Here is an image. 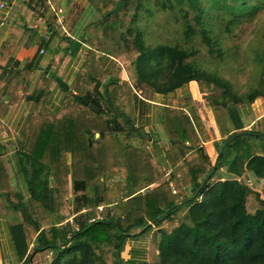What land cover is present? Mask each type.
I'll return each instance as SVG.
<instances>
[{
	"label": "trees",
	"instance_id": "trees-1",
	"mask_svg": "<svg viewBox=\"0 0 264 264\" xmlns=\"http://www.w3.org/2000/svg\"><path fill=\"white\" fill-rule=\"evenodd\" d=\"M29 3L41 14L50 8L47 0ZM97 7L101 39L60 105L47 106L59 80L51 67L25 97L34 107L19 134V155L35 215L1 162L0 212L22 214L13 235L23 256L37 237L24 264L45 251H53L51 264H121L126 242L148 229L138 264H264V185L256 189L246 175L264 179V130L245 129L237 113L264 98V0H99ZM50 21L57 23L55 14ZM7 51L0 49V58ZM108 56L116 59L110 70ZM39 69L35 59L18 69L0 62V117L23 98V77L33 80ZM124 69L129 80L122 81ZM192 80L217 95L236 130L213 158L191 115L166 106L168 172L142 146L153 137L126 115L131 83L169 94ZM222 167L230 176L212 181ZM72 192L78 228L63 223L71 216Z\"/></svg>",
	"mask_w": 264,
	"mask_h": 264
},
{
	"label": "crops",
	"instance_id": "crops-1",
	"mask_svg": "<svg viewBox=\"0 0 264 264\" xmlns=\"http://www.w3.org/2000/svg\"><path fill=\"white\" fill-rule=\"evenodd\" d=\"M29 1L0 0V3L5 4L4 7H0V49L6 47L8 50L6 56L0 58V62L8 64L12 69H18L23 68L28 60L35 59L42 68L37 70L33 80L23 77L19 84L24 91L23 98L10 108L4 118L0 117V168L1 162L4 163L11 174L12 183L14 181L22 188L26 206L35 215L32 201L25 192L24 182H21L23 163L19 155L18 138L34 107L33 102L27 101L25 97L33 92L42 71L51 67L58 74L59 80L48 97L47 106L55 110L67 93V88L71 86L85 64L89 52L97 47L104 27L97 23L101 18L97 9L99 0H47L50 8L45 14L35 12ZM53 14L57 17L55 25L50 24ZM59 17L63 18V23L59 22ZM72 49H75L73 53L70 52ZM115 61L113 56L106 58L108 70L112 68ZM11 75L13 72L9 73V76ZM125 80H129V75L124 69L122 81ZM131 85L130 103L126 115L135 126H144L153 137L149 146L150 154L162 163L168 172L172 170L168 157L170 141L162 125L166 106L173 104L175 107L184 108L191 115L197 128L201 130L198 132L202 140L198 141L206 147L213 158L218 155L228 135L236 130L227 109L219 108L217 95L204 92L197 80H192L169 94L156 92L148 85L138 87L133 83ZM237 113L242 116L243 121L246 119L245 129L264 130L263 97H258L251 105L239 106ZM119 121L130 130L125 117H120ZM137 141L142 142L140 138ZM218 174L226 176L220 178L230 176L224 167L216 173ZM246 175L255 177L251 172H247ZM260 180L264 181V179ZM77 195V193H71L74 200L71 216L63 223L70 222L78 225L74 220L78 214ZM22 220V214L15 208H7L6 212H0V264H24L31 250L35 248L37 237L31 241L28 240L29 249L24 256L15 243L13 226ZM137 251L140 258L145 259L147 248L138 247ZM50 252L45 257L44 252L34 253L28 264H51L54 254ZM49 257L50 260L46 261Z\"/></svg>",
	"mask_w": 264,
	"mask_h": 264
},
{
	"label": "rangeland",
	"instance_id": "rangeland-1",
	"mask_svg": "<svg viewBox=\"0 0 264 264\" xmlns=\"http://www.w3.org/2000/svg\"><path fill=\"white\" fill-rule=\"evenodd\" d=\"M253 27H254V23H251V24H247L246 25V27L245 28H247L248 30H250L251 31V29H253ZM248 32L247 31H245L243 34H242V36H241V39H240V42H242L243 40H245L246 39V37H247V34ZM221 74H223V76H225V77H231L232 76V73L231 72H229V71H227V70H224V69H222V71H221ZM240 78H241V75H240ZM240 82V84H241V82H243V80L242 81H239ZM244 121H246V119H244ZM143 147H144V149L145 150H147L149 153H151V151L149 150V146H147L146 147V144H144V145H142ZM222 176H225L224 174H218V175H215L214 176V178L212 179V181H214V180H217V179H219L220 177H222ZM226 177V176H225ZM209 178V176H207L206 177V180ZM250 179V181L251 182H249V183H251V185L253 186V187H255L256 189H259V190H261L263 187V184H264V181H262V180H260V179H258V178H256V177H250L249 178ZM23 181V179L21 178V182ZM13 184H15V182L13 181ZM16 185V184H15ZM24 189H26V187L24 186ZM125 193H123V194H121V195H124ZM99 217H101V215H99ZM102 218V217H101ZM151 224H153V222H151ZM150 225V224H149ZM149 225L146 227V228H148L149 227ZM79 226V225H78ZM155 230L157 229L156 227L154 228ZM150 231V229H148L146 232H148V233H146L147 235H144L145 233H141L140 235H137V236H134V237H132V238H130L129 240H128V242H126V244H125V246H124V250H123V252H122V259L120 260L121 261V264H138V263H136V261H135V258L136 259H138V258H140L141 256H139V254H138V251H137V248L139 247V248H144V249H146L147 248V242H148V238L150 237V235H151V233H152V231L151 232H149ZM148 234H149V236H148ZM144 236V237H143ZM142 238V239H141ZM133 249H134V251H133ZM130 250H132V252H130ZM47 253H49V251H45L44 253H43V256L45 257V256H47ZM53 253V251H51L50 252V254H52ZM70 254L69 253H67L66 255H64L62 258H66V257H68ZM132 258H134L133 260H131ZM50 260V257L48 258V260H46V261H49ZM129 260H131V261H129ZM140 261H142L141 260V258H140ZM141 264H144V263H142L141 262ZM148 264V263H147Z\"/></svg>",
	"mask_w": 264,
	"mask_h": 264
},
{
	"label": "built area",
	"instance_id": "built-area-1",
	"mask_svg": "<svg viewBox=\"0 0 264 264\" xmlns=\"http://www.w3.org/2000/svg\"><path fill=\"white\" fill-rule=\"evenodd\" d=\"M4 6H5L4 3H0V7H1V8L4 7ZM58 19H59V22H60V23H63V18H62V17H59ZM248 182H251L250 179H248ZM250 184H251V183H250ZM99 209H100V211H102V210H103V206H100ZM76 227L78 228V225H77Z\"/></svg>",
	"mask_w": 264,
	"mask_h": 264
},
{
	"label": "water",
	"instance_id": "water-1",
	"mask_svg": "<svg viewBox=\"0 0 264 264\" xmlns=\"http://www.w3.org/2000/svg\"><path fill=\"white\" fill-rule=\"evenodd\" d=\"M90 106H91L92 108L96 109V110H99V108H98L95 104H93V103L90 104ZM208 179H209V178H208ZM208 179H207V180H208ZM207 180H206V181H207Z\"/></svg>",
	"mask_w": 264,
	"mask_h": 264
}]
</instances>
